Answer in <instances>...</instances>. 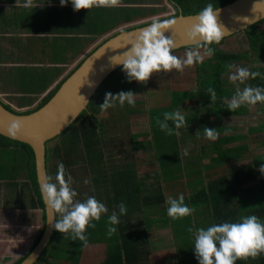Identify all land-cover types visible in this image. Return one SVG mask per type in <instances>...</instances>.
Segmentation results:
<instances>
[{
    "label": "trees",
    "instance_id": "16d2710c",
    "mask_svg": "<svg viewBox=\"0 0 264 264\" xmlns=\"http://www.w3.org/2000/svg\"><path fill=\"white\" fill-rule=\"evenodd\" d=\"M169 1L175 9L174 14L170 17H177L180 14H198L208 3H212L215 7L220 8L234 2L235 0ZM98 13L99 9H94L89 14L85 15L83 23L80 21L79 23L85 25L83 28L89 27L90 31L94 33H96V31L101 32L102 27H100V24L103 22L101 16L103 15L104 10L100 11V15ZM110 15L111 13L108 14V19L112 20L110 19ZM80 18L81 16L78 15L69 16L70 20L76 22H78ZM113 23H115V20ZM147 23L132 26L131 28L142 26ZM263 24L264 20L252 25L250 28L242 32L247 40L251 54H254L255 62L258 63L264 62ZM73 25L74 24H72L71 27H73ZM71 27L62 32L67 34L72 33L75 30H72ZM226 39L227 38H224L218 46L213 45L216 51L212 57H205L202 63L196 65L197 71L200 73L197 75V90L195 89L194 92H190L192 98L196 97V102L198 104H207V106H209L214 112L213 116H218L220 118L247 115L250 113L251 107L242 105L233 112L229 111L227 107L226 101L230 100L234 93L229 90L230 85L224 78V74L228 72L226 65L233 60H250L252 55L249 53H223L220 46L226 42ZM192 47L194 46L185 47L179 50H189ZM90 53L91 51L86 56ZM81 62L82 60L61 80L55 90L51 91L44 99H42V101H40L35 109L23 113L16 111V113L27 114L43 106L55 93L62 81H64L81 64ZM120 69H122V67ZM250 70L264 73V67H255ZM247 84L264 87V79L257 77V79L248 80L245 84H241L240 86L245 87ZM209 87L216 91L217 99L214 103L211 102L210 94L207 91ZM91 102L87 109L91 105ZM257 105L261 106L264 104L258 103ZM3 107L14 112V110L6 104H3ZM90 107L91 109H88V111L90 110L89 112L87 110L83 111L76 121L62 134L49 141V143L55 141L51 149L46 148V169L48 177H52L54 181L57 166L62 162L65 165L66 171L73 177V187L79 194L77 199L81 201L85 200L87 196H96L97 190H102L105 194L111 193L108 185L109 178L107 177V171L108 166L113 162L111 158L106 157L111 154V152L108 151L109 149L114 148V145L116 148L120 147L123 143L119 136L117 137L116 134H110V129L104 128L107 121L105 122L97 118L94 105H91ZM116 110V113L112 114L110 120H108L109 123L118 126L119 124L117 123L121 122L123 126L127 127V117L132 116L135 112L128 109L122 112L121 108ZM117 117L118 119H115ZM200 122L202 123L203 121L200 120ZM152 126L156 132L149 131L148 134L150 125L149 128L147 126H145V128H139V131L137 130L138 133H136L137 131L133 132V134L131 131L129 132L130 136H134L133 139L131 138V141L133 142L131 149L133 150L135 147L140 146V143L135 141V135H143L147 138L151 137V139L149 138L144 143L147 144L149 150L151 148L149 146L150 143L157 147V154L159 153V155L167 161L170 169L169 171L173 172V170L178 169L179 166L187 165L183 164V160L189 162V157L185 156L186 151L182 152L184 156L182 155L179 158L180 154L176 135H168L166 131L160 130L159 126L156 124V119ZM172 126L174 125H170V127ZM208 128L218 130L219 138L216 141H210V144L215 146L217 156L213 157L211 162L208 161V166L206 165L204 167L201 164L203 159L199 156V158H196V161L200 163L199 167H201V169H198L197 171H199L200 174L203 171H208L206 175L201 177V179H205L206 183L202 184L200 182V184H194L198 181L201 175L185 180L184 175H180L178 171L175 175L170 174L169 176L177 186L175 190H166L163 192L160 189L154 192H148L146 190L142 191L139 188L140 185L133 182V176L130 172H127L125 169L122 171L120 175L121 183L117 186L118 189L114 192V199L112 201L110 199H108L109 201L107 200L110 204L108 207V214L103 215L100 221H94L96 227L94 229L89 228L87 231L88 243L94 242L106 244L103 256L99 258L98 264H149L148 260L152 256V253L147 250V245L148 240L152 236L147 235L146 228L143 226L138 227L136 224L128 225V221L123 219V217L126 216L125 215L120 218L121 222L116 226L118 229L117 232L112 233L111 235L108 234V215L111 214L110 211H118L116 205L120 202H123L126 205L128 210L127 213L132 211L135 207L133 205L140 204L139 199L141 194L143 201L141 209L144 220L143 223L148 229L150 227L152 228V226H164L168 229L165 235L172 234L174 249L170 248V250L174 251L173 259L175 258V263L176 261H180V264H198L193 250V236L187 231L189 227L193 226V221L195 222V227H203L206 229L212 224L221 222H238L243 216L256 215L259 220L264 223V174L258 170L260 164H264V156L257 157L254 161H249L239 166L229 167L227 165L229 161L246 157V155L250 154L249 151L252 148H250L248 144L235 145L234 147L230 146L226 148L225 145H233L234 143L243 140L244 137L222 136V132L230 128L225 127V125L222 124L209 126ZM255 128L256 129L252 128L250 132H259L264 135V123H261L260 127ZM119 139L121 141H117ZM154 139L157 140L154 141ZM252 144L253 145L251 146L254 147H264V139L263 141H257ZM183 147V149L187 150L188 145L186 144ZM151 151L152 154L155 153L152 148ZM8 153H13L12 164L8 163L7 167L4 164H0V179H9V182L16 181L17 176L21 180L24 179L28 184L29 191L34 197V206L37 209L43 210V203L36 180L32 150L24 143L0 135V156L7 155ZM126 167L127 166H125V168ZM16 168L19 169L18 175L16 173ZM85 181H87V183ZM184 185L186 187H184ZM164 193H166L165 195L167 197L171 196L173 198H178L180 194H183L185 197V203L189 207L195 209L193 215L177 220L170 218L167 214V197L164 196ZM102 197L103 196L101 195L98 197L99 199L95 198L100 200ZM42 220L44 222L43 214ZM178 223L183 226L178 229L176 228L177 230L173 232L175 230L174 226H177ZM42 231L43 226L39 230L28 251L15 258L16 260H13L10 264H18L26 256L39 240ZM55 237H57V240L55 244L52 245ZM83 246V242L79 240L73 241L70 236H64L60 232L54 230L49 243L39 256L38 261L34 264H79ZM54 255H56V257ZM236 264H264V254L254 260L251 258L248 260H238Z\"/></svg>",
    "mask_w": 264,
    "mask_h": 264
},
{
    "label": "rangeland",
    "instance_id": "374dc122",
    "mask_svg": "<svg viewBox=\"0 0 264 264\" xmlns=\"http://www.w3.org/2000/svg\"><path fill=\"white\" fill-rule=\"evenodd\" d=\"M133 1L135 0H126V2H133ZM148 1L152 3V6L145 7L144 9H132V8L120 9V7L116 9H99V13H98L99 15H100V11L104 10L103 15L101 16V19L103 21L100 24L101 25L100 27H102L101 32L96 31V33H94L90 31L89 27L83 28L82 24H80L79 22H74L72 20L74 24L73 28L75 30L72 32L74 36V40L76 42L75 51L72 52L70 55H66L64 59L59 61H52L51 56L47 55L46 56L47 61L38 60L36 62L34 61V63H27L30 65L28 66L29 71L26 73H21L16 69L19 63L18 61H12L9 50L10 47L5 46V51L3 52L4 55L3 64L11 68V72L9 76H2L3 78H0V99L2 100V102L16 111H27L36 108L37 105L40 103V101H42V99H44L51 91L55 90V88L61 82V80L65 76H67L80 63V61L90 51H92L101 41L105 40L106 38H108L109 36L113 35L118 31H123L124 29H127V27L137 26L146 22H151L154 18L158 19V18L168 17L173 15L175 12L169 0H148ZM0 11L1 13H6V15H3L6 17L10 14L4 11V9H0ZM91 11H93V9H91ZM109 13H111L110 19L112 20L108 19ZM114 20L115 23H113ZM262 26L264 27V24ZM96 28H97V24H96ZM24 41L30 43L28 42V40H24ZM34 46L37 49H42L43 47L39 43L35 44ZM220 49L223 51V53H228V54H247V53L251 54L247 40L244 34L242 33L234 35L232 37H228L226 39V42L220 46ZM187 51L188 50H179L175 52V55L183 59L185 58V53ZM251 55L252 56L250 60L249 59L233 60L229 64H234L241 67H248L250 69L255 67H264V62H259V63L255 62L254 54ZM196 65L197 64L186 68L185 71L182 73L174 70L171 73L156 74L146 84L136 81L130 82L126 74L124 73L123 69H119L116 72L112 73L103 82V84L97 90L94 98L92 99L91 105H94V110L96 109L97 118L105 122L107 121V124L104 126V128L110 129V134L113 135L116 134V136H119V138L123 140L122 143L123 149L131 150V146L133 145V142L131 141L133 135L131 136L129 135L130 131L133 134V132H136L137 130L139 131V128L141 127L145 128V126L149 128L150 125V130H148V134L149 131L156 132V130H154L152 126L155 119H157L158 117L160 119H163V114L165 112H174L176 110H180L185 115L188 125L187 127L179 130L181 132L179 139L181 141L182 146L189 144L188 141L183 142L185 140L182 138L183 136L185 135L195 136L196 131L200 132L199 133L200 135H204L203 129L205 127L222 124L225 125V127H230L226 131L222 132V136L244 137V139L241 140L242 142L240 141L234 143L233 145L227 144L225 145L226 148L230 146L234 147L235 145L238 146L244 144H248L250 148H252L249 151L250 154L246 155V157L240 158L238 160L229 161L227 163L229 167L239 166L243 163L254 161V159H256L257 157H263L264 147L258 148L251 145H253L252 143L257 141H263L264 135L259 132L258 133L250 132V130L252 128L256 129L255 127H260V124L264 123V105L251 106L250 113L244 116L222 117V118L218 116H213L214 112L211 110V108L207 106V104H203V105L198 104L196 102L197 100L196 97L192 98V94L190 93L192 91L193 92L195 91L198 82L197 75L200 74L197 71ZM224 78L225 81H227V83L230 85L229 90L232 93H235V84H233L228 79L227 73L224 74ZM24 80H30L32 83L35 84L37 83L35 86L34 85L32 86L38 88L37 90H39V88L41 90L37 92H35L36 90H33L32 92H27V93L26 90L14 91L13 90L14 86L11 85V82L13 83L16 81L18 85L19 82L23 83ZM240 87L241 89L244 88L243 86ZM129 90L137 95L135 106H130L125 104V106L121 108L117 104L115 108H110L103 112L101 111L99 106L103 104L106 93L110 92L115 95L120 93L121 91L128 92ZM90 106L88 109H91ZM120 108L122 112H124L127 109L135 112L132 116L127 117V124H128L127 127L123 126L121 122H118L117 124L119 125L116 126L113 123H109L108 121L110 120L111 115L116 113L117 111L116 109L119 110ZM115 119H118V117ZM198 120H202L203 121L202 124H199L200 121L198 122ZM169 124L172 125L171 122H169ZM198 127H201L202 130L199 129ZM183 129L185 132L189 130V133L183 134L184 132ZM138 131L136 133H138ZM156 140L157 139H154V141ZM53 143H55V141H52L50 143L48 142L47 148L51 149L54 145ZM140 146L145 147V149L141 148V150L143 151L147 150L146 148H148L146 143H140ZM149 146L154 150V152L157 153V147H155V145L153 146L150 143ZM213 148H215V146ZM139 151L140 150H138V152ZM214 154L215 155L213 156L215 157L216 152ZM12 156L13 153H8L7 155H1L0 164H4L6 167L8 166V163L12 164L11 163ZM185 156L189 157V162H194L196 158H199L198 152H195L194 150L186 151ZM146 160L147 161H145L144 163L146 165L147 164L151 165V163L152 164L155 163L154 158L146 159ZM202 162L206 163L204 160H202ZM183 164H185L184 160H183ZM141 169H142V165L139 166V168H137V172L139 173ZM16 170H17L16 173L18 175L19 169L16 168ZM150 171L154 172L153 169H150ZM183 171H184L183 175L185 180H188L191 177L195 178V173L192 169L190 170L185 169ZM187 172L192 173V175L190 177H187L188 176ZM142 173L148 174V170ZM8 180L9 179H7V181ZM200 182L202 184L205 183V179L204 178L200 180L198 179V181L194 184H198V183L200 184ZM100 186L102 187L101 184ZM184 187L186 186L184 185ZM1 189L2 187L0 186V193H2L3 191V190L1 191ZM104 193L105 192L104 191L102 192V190H97L95 197L96 198L100 197ZM4 194H5L4 196L0 195V201L4 200L5 202L3 206L4 209L10 206L11 208L10 214L12 218L14 217L12 211L14 210V212L17 213L16 214L17 222L14 223L13 226H8V227L6 226V234H5L7 237L9 236L11 238L12 249L14 248L13 252L3 253L2 255L3 264H10L11 262H13V260H16L15 258L20 256L22 253L24 252L26 253L27 248L30 247V244L32 243V241L36 236L35 234H37L38 228L42 227V222H41L42 217L39 209H37L34 206V201H33L34 197L29 191L28 184L24 181V179L21 180L17 176L16 181L8 182V187H5ZM137 213H132L128 215V218L130 219L128 221V225L132 224L131 222L132 219H135L134 214L136 215V217H138ZM137 222L138 220L133 221V224H136V226H138L139 223ZM18 223H21L26 227L22 228L20 226L19 229H17ZM182 226H183L182 224L178 223L177 226H174L175 230L173 232H175L179 227ZM56 240L57 237H55V239L53 240L52 245L55 244ZM163 244L165 246L164 248L167 247L174 248L172 234L165 235ZM154 246L157 248L158 246H160V244L155 243ZM104 249L105 248H103L102 244L95 245V243L92 242V243H88L87 246L85 247L83 246L82 253L85 254L83 255L84 257L87 256L88 258H90L93 257L92 253H94L95 251L103 252ZM173 252H174L173 250H170L168 252H163L161 254H158L156 260L160 258L163 264H180V261L179 262L176 261L175 263V258L173 259V254H174ZM98 254H102V253H98ZM54 256L56 257V255Z\"/></svg>",
    "mask_w": 264,
    "mask_h": 264
},
{
    "label": "clouds",
    "instance_id": "9594fccd",
    "mask_svg": "<svg viewBox=\"0 0 264 264\" xmlns=\"http://www.w3.org/2000/svg\"><path fill=\"white\" fill-rule=\"evenodd\" d=\"M68 2L69 0H60L61 6H67ZM71 4L74 10L79 12L81 10L89 11L92 8H118L122 6V0H71ZM33 6V0H25L23 4L25 8ZM219 12L217 7L208 3L195 16L196 23L187 32V39L192 42L194 47L185 53L183 59L175 55V42L166 35L177 21L154 18L150 25L139 30L135 39L129 41L130 46L127 47V50L112 57L111 62L115 61L114 65H122L130 82L146 84L159 73H171L174 70L182 73L186 68L202 63L205 57H212L215 54L216 49L213 45H220L225 36V30L218 19ZM226 68L228 69V79L235 84L234 95L226 101L229 111L233 112L242 105L264 104V87L250 84H247L243 89L240 87L248 80H255L257 77L264 79V73L234 64H228ZM207 91L210 94L211 102L214 103L217 99L216 91L211 87ZM136 96L131 91H121L115 95L109 92L105 94L104 102L99 108L103 112L115 108L117 104L121 108L126 103L135 106ZM169 122L174 125V128L170 127ZM156 124L168 135L175 134L176 136L181 135L180 129L188 126L186 117L180 110L165 112L163 119L159 117L156 119ZM14 127L18 128L19 126L14 125ZM203 133L205 138L210 141H216L219 138L218 130L212 128L205 127ZM258 170L264 174V164H260ZM85 182L87 183V181ZM73 184L72 175L66 171L65 165L61 162L57 166L54 181L52 177H48L45 182L39 185V189L43 203L48 209H51L52 216L48 222L52 223L54 220L56 231L64 236H70L73 241L79 240L83 242L84 246H87L88 229L96 227L94 221H100L103 215L108 214V208L95 196H87L83 201L77 199L79 194ZM166 203L168 205L167 214L173 220L190 217L195 212L194 208L185 203L183 194H180L178 198L167 197ZM116 208L118 211H113L108 215L109 235L117 232L116 226L120 224V218L127 215L128 210L123 202L116 205ZM187 231L193 236V250L198 264H236L238 260L250 258L254 260L264 254V223L256 215L243 216L238 222L212 224L206 229L195 227L193 221V226L189 227Z\"/></svg>",
    "mask_w": 264,
    "mask_h": 264
},
{
    "label": "crops",
    "instance_id": "0c3cea01",
    "mask_svg": "<svg viewBox=\"0 0 264 264\" xmlns=\"http://www.w3.org/2000/svg\"><path fill=\"white\" fill-rule=\"evenodd\" d=\"M34 6L30 8L23 7V4L25 3V0H0V9H4V11L10 13L7 17L3 16L6 15V13H1L0 11V78H3L2 76H9L11 72V68L5 66L3 64L4 61V55L3 52L5 51V46L10 47V56L12 61H18L19 65L16 67L18 71L21 73H26L29 71L28 66L30 64L27 63H34V61L38 60H46V56L50 55L52 61H59L65 58L66 55H70L72 52L75 51V40L72 33H63L65 30L69 29L71 25L73 24V21L69 19L70 15H78L81 16L80 21L83 23L85 15L89 14L91 12V9L88 10H81L79 12L75 11L71 0H69L67 6H61L60 0H33ZM150 3V4H149ZM36 6H40L37 7ZM152 6V3L148 0H135L133 2H126V0H122V6L120 9H144L145 7ZM94 9H116V8H92ZM120 19V18H119ZM76 22V21H74ZM83 26H85L83 24ZM72 30H74L73 27H71ZM32 31V32H31ZM63 31V32H62ZM72 38V39H70ZM24 40H28L27 43ZM24 41V42H21ZM39 43L42 47V49H37L34 45ZM61 57V58H60ZM71 59V58H68ZM47 61V60H46ZM37 84V83H36ZM35 83H32L30 80H24L23 83L19 82L17 85V82H11V85H13L14 91H23L26 90L27 92H32L33 90L40 91L41 89L37 90L38 88L33 87L32 85H36ZM42 85V84H40ZM32 88H31V87ZM31 89H30V88ZM200 120H198L199 122ZM199 124H202L199 122ZM202 130L201 127H198ZM147 129V128H146ZM184 131V129H183ZM187 131V130H186ZM188 134L189 130L187 132H183V134ZM198 131H196L195 136H183L185 139L183 142H189L187 150L183 149L184 147L181 145V141L179 139L180 136H176V140L179 143V158L181 157L182 152L188 151V150H194L195 152H198V156L203 159L206 163H203L201 161V164L203 166H206L208 164V161L211 162V159L215 155V148L214 145L210 144V140L206 139L204 135H197ZM135 141L138 143H144L146 140L151 137H145L143 135L137 136L135 135ZM118 137V136H117ZM134 137V136H133ZM132 137V139H133ZM118 139V138H117ZM179 139V141H178ZM189 139V140H188ZM117 141H121L120 139ZM123 142V140H122ZM192 145V146H191ZM191 146V148H190ZM121 147V148H120ZM120 147H117L114 145V148L109 149L108 151L111 152L107 156V158L112 159V164L108 166L107 171V177L109 178V189L111 193L102 194V198L99 200L102 203H105V206L109 207V200L111 201L114 199V192L118 189L117 186L121 183L120 175L122 171L127 170V172H130L133 176V182L140 185V189L146 190L148 192H154L156 190H162L168 191V190H175L177 186L174 184L172 179L169 178L170 174H176L178 173L180 175H183L185 169L190 170L192 169L195 173V177L200 176L199 180L203 175H206L207 172L203 171L201 174L198 169H201L200 163H198L196 160L194 162H188L185 161L187 165L179 166L178 169H174L173 172L169 171V166L167 161L162 158V156L157 154L156 152L152 154L151 150L146 148L147 150L143 151L142 149H145V147H135V149H123L122 145ZM138 150H140L138 152ZM214 151V152H213ZM129 152V153H128ZM217 156V154H216ZM155 159V163L144 164L146 159ZM145 159V160H143ZM141 160V162H140ZM160 160V161H159ZM142 165V169L139 171V173L145 172L148 170V174H139L137 172V168H139V165ZM195 164V165H194ZM121 165V166H120ZM125 166H127L125 168ZM197 167V169H196ZM150 169H153L154 172L150 171ZM156 171H155V170ZM188 173V172H187ZM192 173H188L187 177H190ZM165 178V181H164ZM193 178V177H191ZM10 180H4L0 179V186L2 187L1 191L3 190L5 192V187H8V182ZM163 182V183H161ZM206 183V182H205ZM105 186V184H104ZM135 187V186H134ZM137 188V187H135ZM10 189V188H9ZM0 193V195H5L4 192ZM166 193H164V196ZM142 194L140 195V204L139 205H133L135 206L132 211H129L123 219L125 221H129L128 218L129 214L137 213L138 217L134 214L135 219H132L131 222L133 224V221H137L139 223V226H143L146 228V232L148 236H152L148 240L147 250L152 253V256L148 260L149 264H162V260L158 258L156 260L157 255L161 254L163 252H167L170 250V248H164V235L166 233L165 230H167L164 226H152L149 229L147 226L143 223V214H142ZM167 197V196H166ZM133 198V197H132ZM97 199H99L97 197ZM108 200V201H107ZM4 200L0 201V264H3L2 262V255L3 253H12V245H11V238L6 236V226H13L14 223L17 222L16 214L14 210L12 211V214L14 217L11 216V208L10 206L6 209H4ZM113 205V204H112ZM41 213V217L43 214V211L39 209ZM112 213V211H110ZM42 226H43V220ZM25 228L26 226L22 225L21 223H18L17 229L19 227ZM38 228L37 234L39 230ZM137 229V228H136ZM165 231V232H164ZM156 233V234H154ZM37 234H35L37 236ZM154 234V235H153ZM35 236V238H36ZM34 238V239H35ZM34 241V240H33ZM32 241V243H33ZM30 244V246L32 245ZM155 243H159L160 246L157 248L154 246ZM102 244L103 248H105V243H95ZM153 244V245H152ZM11 246V247H10ZM85 247V246H84ZM30 247L27 248L26 252L28 251ZM174 249V248H171ZM102 253V254H98ZM82 253L81 259L79 264H98L99 258L103 256V252H94L92 253L93 257L88 258L87 256ZM2 257V258H1ZM179 262V261H178Z\"/></svg>",
    "mask_w": 264,
    "mask_h": 264
},
{
    "label": "water",
    "instance_id": "95a60500",
    "mask_svg": "<svg viewBox=\"0 0 264 264\" xmlns=\"http://www.w3.org/2000/svg\"><path fill=\"white\" fill-rule=\"evenodd\" d=\"M218 9L220 10L218 19L225 30L224 38L240 34L264 20V0H235ZM196 15L180 14L177 17L161 19L177 21L166 33L174 40L176 51L194 46L187 39V32L196 23L194 19ZM150 24L151 22L134 28L128 27L106 38L82 60L79 67L62 81L49 100L37 110L27 114H17L15 110L11 112L5 109L0 101V135L30 147L34 157L38 188L48 179L47 143L62 134L83 111L87 110L91 99L103 82L122 67V65H114L115 61L112 63L111 58L127 50V47L130 46L129 41L136 38L140 29ZM14 125L19 127L16 128ZM42 211L44 215L42 234L18 264L36 263L53 235L55 221L48 222L52 216L51 209H48L43 203Z\"/></svg>",
    "mask_w": 264,
    "mask_h": 264
},
{
    "label": "flooded vegetation",
    "instance_id": "af4514ba",
    "mask_svg": "<svg viewBox=\"0 0 264 264\" xmlns=\"http://www.w3.org/2000/svg\"><path fill=\"white\" fill-rule=\"evenodd\" d=\"M171 4V3H170ZM172 5V4H171ZM173 7V6H172ZM173 9H174V7H173ZM174 11H175V9H174ZM1 101V100H0ZM2 102V101H1Z\"/></svg>",
    "mask_w": 264,
    "mask_h": 264
}]
</instances>
